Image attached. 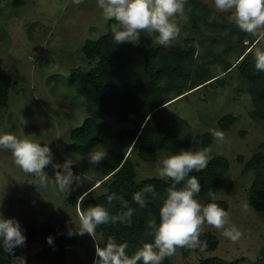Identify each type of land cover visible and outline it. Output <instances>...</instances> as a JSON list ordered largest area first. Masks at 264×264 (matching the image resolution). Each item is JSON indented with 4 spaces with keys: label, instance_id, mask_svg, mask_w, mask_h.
Segmentation results:
<instances>
[{
    "label": "rangeland",
    "instance_id": "obj_1",
    "mask_svg": "<svg viewBox=\"0 0 264 264\" xmlns=\"http://www.w3.org/2000/svg\"><path fill=\"white\" fill-rule=\"evenodd\" d=\"M23 1L0 0V71L13 77L9 106L0 112V135L12 133L18 138L26 136L42 146L49 144L54 154L53 162L63 164L72 160V171L79 176L81 183L77 185L74 182L69 192L59 191L53 180L54 170L49 165L45 168L48 183L42 186L39 177L24 173L15 164L11 151L0 149V209L37 227L51 214L57 213L64 220L66 231L75 232L80 223V209L71 203V199L78 197L80 200L90 191L99 193L102 188L95 187L100 184L99 179L108 174L109 168L106 160L91 165L88 162L90 154L82 156L75 153L70 135L65 142L61 139L90 115L110 126L106 139L92 152L123 151L117 140L120 130L128 125L117 122L113 114L94 109L84 97L76 94L69 83L72 67L89 66L82 51L85 40L105 34L109 20H105L97 0H85L81 5L74 4L73 0ZM200 1L209 9L208 22L225 19L237 25L230 13L215 8L214 0ZM184 15L187 21H178L181 36L173 43V48H181L182 40L194 33L188 0ZM201 29L206 36L214 33L204 23H201ZM222 32L228 35L229 29ZM141 34L149 35L156 42V33ZM234 34L233 39H228L229 43L237 42L238 35ZM252 37L249 34L245 36V45L251 44L247 41ZM138 45L129 42L128 49L138 55ZM218 47V51L223 50V55H227L230 61L236 60L238 51L231 44ZM203 48L199 42L198 49L201 51ZM257 48L264 50V41L254 45V54ZM171 107L188 120L190 130L195 134L212 130L225 133L224 142L215 140L207 149L211 157L223 155L230 160L228 176L231 185L220 189L218 197L228 202L230 221L243 233L241 239L233 243L220 230L205 224L202 232L215 233L219 237L218 247L211 251L178 248L172 256V264H201L209 256L227 260L241 256L261 257L264 251V216L254 209L249 196L256 173H244L245 163L238 157L241 155L248 160L257 151L264 141V121L252 115L254 104L250 93L240 87L238 71L230 72L224 85L212 82L181 96ZM229 113L237 115L238 120L231 129L223 130L219 119ZM131 116L134 117L133 114ZM172 155L163 149L159 151L157 161L147 162L134 153L132 158L136 163L137 180L161 178L157 169L164 159ZM245 204L248 205L247 211L244 210ZM73 236L77 242L70 246L65 264H94L96 246H101L98 233L95 239L88 234ZM22 257L27 264H57L58 255L54 245H49L47 237L39 232Z\"/></svg>",
    "mask_w": 264,
    "mask_h": 264
},
{
    "label": "trees",
    "instance_id": "obj_2",
    "mask_svg": "<svg viewBox=\"0 0 264 264\" xmlns=\"http://www.w3.org/2000/svg\"><path fill=\"white\" fill-rule=\"evenodd\" d=\"M22 1L19 0V3ZM188 3L191 5L194 33L182 40L181 48H165L154 42L149 35L141 34L137 48L139 52L136 55L128 49L129 42L120 45L115 43L111 31L114 21H109L105 34L96 39L87 38L82 46L89 66H76L70 70L69 83L76 94L84 97L94 109L113 114L117 122L128 124L120 130L117 140L123 151L110 150L107 153L105 160L109 172L99 179L100 184L95 187L102 190L97 194H92L91 191L85 193L80 200L78 197L71 199V203L78 206L80 211L101 205L111 214H117L126 209L121 208L119 200L108 203L107 197L115 193L135 209L131 224L110 223L97 228L101 247L112 237L117 243L126 242L129 245L126 251L132 255L144 243L154 240V237L147 235V221L154 216L159 223V208L172 181L157 177L138 181L136 163L132 158L134 153L144 161L155 162L159 151L163 149L176 155L181 150L207 149L214 143L211 131L195 134L190 130L188 120L171 107L174 101L212 82L224 85L228 74L237 70L240 87L250 93L254 104L252 115L264 121V72L256 71L255 54L252 51L257 43L256 38H250L251 41H247V44H251L245 45L247 34L241 32L232 21L223 19L208 22L206 17L209 9L200 0H188ZM201 23L206 24L214 33L206 36L201 29ZM227 29L228 35L221 34ZM234 33L238 35L237 42L229 43L228 39H233ZM199 42L204 47L201 51L198 49ZM220 44H231L238 51L235 61H230L227 55H223V50L218 51ZM217 68L226 75L220 76ZM12 84L13 77L0 71V112L9 106ZM237 120V115L226 114L219 119L220 128L229 130ZM109 127L96 117L87 116L70 133L73 151L82 156L89 155L106 139ZM238 160L245 163L244 173H256L249 193L250 203L264 216V141L248 160L241 155ZM230 167L227 157L216 155L204 170L190 173L201 184V192L196 199L202 204L213 202L208 198V192L211 191L216 196L214 202L229 211L228 202L219 198L218 192L231 185V178L228 176ZM149 185L155 188L158 196L153 198L151 194H146V207L141 208L133 200V195ZM182 186L177 185L178 188ZM0 213L4 218H15L19 221L26 237L25 245L14 249L16 256H22L31 241L41 232L47 238H53L58 255L57 264H65L69 248L77 240L68 234L64 220L57 213L51 214L39 227L1 209ZM200 239L207 241L204 251L214 250L219 245V237L213 232H202ZM11 259L3 251L0 242V264H11ZM163 264H172V257L166 258ZM201 264H264V251L256 259L241 256L227 260L219 256H209Z\"/></svg>",
    "mask_w": 264,
    "mask_h": 264
},
{
    "label": "clouds",
    "instance_id": "obj_3",
    "mask_svg": "<svg viewBox=\"0 0 264 264\" xmlns=\"http://www.w3.org/2000/svg\"><path fill=\"white\" fill-rule=\"evenodd\" d=\"M85 0H73L81 5ZM187 0H97L105 20L114 21L111 26L113 39L117 45L131 42L138 44L142 32L156 33L157 44L168 48L181 36L179 20L187 21L185 5ZM215 8L223 13H230L239 30L264 41V0H214ZM251 51V49H249ZM255 69L264 72V50L255 51ZM220 76L226 75L217 68ZM212 136L218 142H224L225 133L221 130H212ZM0 149L12 153L15 164L26 174L39 177L40 184L46 186L48 175L45 168L49 165L54 170V182L59 191H70L73 183L79 185V176L72 171L73 161L66 160L63 164L54 163V154L49 144L34 142L27 138H18L12 133L0 135ZM106 151L90 153L88 162L98 165L107 158ZM212 157L209 149L181 150L179 154L172 155L162 161L157 169L161 178L172 181L167 188V195L159 208V223L153 216L147 221L149 231L147 235L154 237L153 242H146L132 255L127 253L129 245L117 243L109 237L104 247L96 246V260L94 264H163L166 258L176 254L178 248L190 250L207 248V241H202V228L205 224L220 230L222 235L231 242H238L243 233L230 221V214L221 208L213 192H208V198L213 201L202 204L196 197L201 192V184L193 172L204 170ZM62 169V171H61ZM182 184V187L177 185ZM146 194L153 198L158 196L151 185L133 195V200L141 207H146ZM114 200L120 201L125 211L111 214L101 205H96L84 211H79V226L76 231H69V235L88 234L95 239L96 230L101 225L131 224L135 209L130 207L123 197L115 193L107 197L111 204ZM248 205H244L247 211ZM0 242L3 251L12 259L11 264H26L25 258L16 256L14 249L23 247L26 237L23 234L19 221L15 218H4L0 213ZM49 245L53 238H47Z\"/></svg>",
    "mask_w": 264,
    "mask_h": 264
},
{
    "label": "water",
    "instance_id": "obj_4",
    "mask_svg": "<svg viewBox=\"0 0 264 264\" xmlns=\"http://www.w3.org/2000/svg\"><path fill=\"white\" fill-rule=\"evenodd\" d=\"M70 135V133H66L65 135H63L61 141H64L66 140V138Z\"/></svg>",
    "mask_w": 264,
    "mask_h": 264
},
{
    "label": "bare ground",
    "instance_id": "obj_5",
    "mask_svg": "<svg viewBox=\"0 0 264 264\" xmlns=\"http://www.w3.org/2000/svg\"><path fill=\"white\" fill-rule=\"evenodd\" d=\"M99 183V182H98Z\"/></svg>",
    "mask_w": 264,
    "mask_h": 264
}]
</instances>
